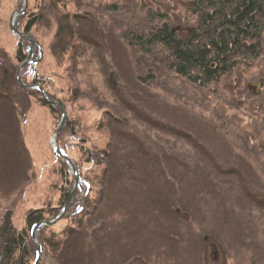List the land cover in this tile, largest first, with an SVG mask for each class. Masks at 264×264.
Wrapping results in <instances>:
<instances>
[{"label":"rangeland","instance_id":"374dc122","mask_svg":"<svg viewBox=\"0 0 264 264\" xmlns=\"http://www.w3.org/2000/svg\"><path fill=\"white\" fill-rule=\"evenodd\" d=\"M186 1L28 0L15 20V28L27 34L19 40L9 19L23 0H0V229L8 221L3 241L14 233L25 248L40 251L38 257L16 252L14 262L264 264V37L257 57L240 59L233 71L207 82L180 77L165 60L150 75L153 57L128 46L130 39L140 41L139 30L183 23L190 13ZM156 54L164 59L168 51ZM101 56L117 78L119 95L103 73ZM63 112L65 123L54 138ZM147 116L183 138L169 128L161 134L145 126ZM110 138L115 154L124 147V157L128 149L134 153L127 158L132 165L103 179L96 238L81 235L54 260L47 239L72 224L69 211L86 198L82 179L96 186L89 194L97 191L105 165L92 158L110 150ZM55 144L74 164L76 184ZM155 151L167 165L173 161L186 182L178 177L182 186L163 200L154 196L153 207L141 196L137 168ZM66 192L62 218L39 226L33 236L37 223L60 212L38 221L27 237L26 214L58 208Z\"/></svg>","mask_w":264,"mask_h":264},{"label":"trees","instance_id":"16d2710c","mask_svg":"<svg viewBox=\"0 0 264 264\" xmlns=\"http://www.w3.org/2000/svg\"><path fill=\"white\" fill-rule=\"evenodd\" d=\"M184 3V8L190 13H188V18L183 23L175 21L168 25H160V28L154 25L149 30H139L140 36H142L137 37L138 41L140 40L138 43L130 39L133 45L128 44V46L135 47L140 52L144 51L145 55L149 58L153 57L151 60L157 63L151 62L147 64V71L151 72L150 75L159 73L161 66L158 64L165 60L164 64H166V67L180 77H186L189 80L194 78L193 80L195 81L197 77V80L204 82L212 80L218 81L221 76L237 68L236 65L239 62L241 63L240 59L246 60L248 56H258L259 51L262 49L260 40L264 37V0H190ZM193 19H195V23L191 24ZM32 25L33 22H29L25 30L29 31ZM123 38L128 42V38L130 37L127 38L125 36ZM165 51H168V55L164 59L155 57L157 55L156 53ZM100 62L104 66L103 73H105L107 81L114 84L112 88L113 92L119 95V83L114 72L109 70L108 63L104 61L102 56L100 57ZM142 79L146 80L148 78L142 77ZM142 122L145 126H150L149 128L159 130L161 134L167 132L169 128L166 126L164 130L162 122L151 116L143 118ZM111 124L113 127L116 124V120ZM109 130L110 128H108ZM168 131L175 137L183 138L181 131L178 129L175 131L169 128ZM113 132L112 129L111 134ZM184 138L189 142H193L189 136ZM112 144L113 142L110 138L107 146L110 150L105 148L101 152V155L103 154L104 156L100 155L98 157V154H95L92 158L97 157L95 160L101 161L105 165L101 175L96 177L97 181L95 183L98 184L97 191L89 194L96 186L94 185L95 188L92 189L91 183L80 179L81 185L85 183L84 194H86V198L81 203L74 202L73 210L69 211L68 217L73 216L72 224L67 226L59 235L53 234L47 239L50 251L52 252L51 257L54 260L65 251L66 246L71 241L81 237V235H89L96 238L95 235L98 232V228L93 225V220L98 213L103 199L102 193L105 185L103 179H105V176L110 171L111 173L113 171H120L125 166H131L133 162V159L127 160V158H132V154L134 153L128 149V155L124 157L126 151V147H124V152L115 154L114 149H112ZM194 146L197 149L201 148L197 144ZM201 152L206 153L203 149ZM102 157L105 160H102ZM151 157L144 165L137 168V173L142 177L140 188L143 193L141 196L151 199L150 203L155 207L156 205L152 202L154 196L158 195V198L165 199V195L170 194L171 188L182 186V182L184 184L186 179L183 171L175 168L173 161L171 165H167L166 163L169 162L168 159L161 154H156V151ZM137 158L141 160L140 155ZM154 166H156V172L151 170ZM194 171L197 172L195 169ZM102 176L104 177L101 178ZM178 177L183 181L181 182L177 179ZM67 194L68 192L61 197V203L58 208L30 210L26 214L28 224V231L26 230L25 233L26 236L27 234L29 236V230L35 223L40 220L54 218L53 216L61 211L63 208V200L68 196ZM171 209H168V211H171ZM9 228H11V225L6 221L0 229L3 231L1 232V237ZM13 234L11 236L6 234L4 241L3 237L1 239L3 243L0 247V264H28L25 259L21 260V258L14 262L16 252H19L20 255L23 254L24 257L27 254V250H29V253L35 256V249L33 251L31 246H28V249L25 248L22 239L17 238ZM4 243L7 245L5 246Z\"/></svg>","mask_w":264,"mask_h":264},{"label":"water","instance_id":"95a60500","mask_svg":"<svg viewBox=\"0 0 264 264\" xmlns=\"http://www.w3.org/2000/svg\"><path fill=\"white\" fill-rule=\"evenodd\" d=\"M27 2H28V0H23V7H22L21 11H19V10L15 11V12L11 15V17H10V19H9V22H10V30H11V32L14 33L17 37H19V40L21 39L22 35H27V34H24V33L18 31V30L15 28V20L17 19V17L19 16V14H23V13L25 12L24 9H25L26 6H27ZM31 52H32V51H31V48H30V46H29V47H28V54H29V57H30V55H31ZM29 57H28V58H29ZM38 87H39V89H40V92L43 94V97H45L46 101H47L48 103L54 105L55 102H52L51 100H49L48 97H46L44 90L41 89L40 86H38ZM62 110H63V109H62ZM65 119H66V114H64V112H63V113H62V116H61V121H60L59 125L57 126V128L55 129L56 131H55V133H54V135H53L54 138L57 137L58 133L60 132L61 127H62V126L64 125V123H65ZM53 150H54V152H57V154L63 156L64 159H65L67 162H69V165H70V167H71V169H72V173H74V181H75L74 184H76L77 181H78V179H79V177H78V173L75 171V168H74L75 166H74V164L71 162V160L68 158V156L64 155L63 152L60 151V148L57 146V144H55V146L53 147ZM66 208H67V207L64 206L63 209H62V210L60 211V213L58 214V216L55 217L53 220L48 221V222L42 221V222H40V223H37V224L33 227V229H32V230H33L32 235L34 236V233H35L36 229H37L39 226H41V225H53V224L57 223V222L59 221V219L62 218V216H63V214H64ZM36 252H37V257H38V256L40 255V251H39L38 248H36ZM35 262H36V261H35ZM35 262H34V263H35ZM35 264H36V263H35Z\"/></svg>","mask_w":264,"mask_h":264}]
</instances>
